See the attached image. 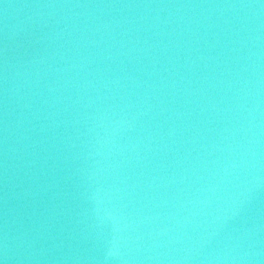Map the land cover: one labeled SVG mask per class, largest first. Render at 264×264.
Returning <instances> with one entry per match:
<instances>
[{
	"label": "water",
	"instance_id": "obj_1",
	"mask_svg": "<svg viewBox=\"0 0 264 264\" xmlns=\"http://www.w3.org/2000/svg\"><path fill=\"white\" fill-rule=\"evenodd\" d=\"M0 264H264V0H0Z\"/></svg>",
	"mask_w": 264,
	"mask_h": 264
}]
</instances>
